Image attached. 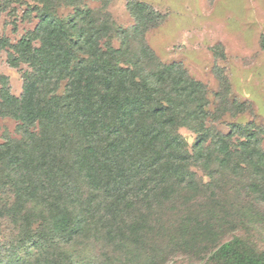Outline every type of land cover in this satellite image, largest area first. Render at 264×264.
<instances>
[{"label":"trees","instance_id":"trees-1","mask_svg":"<svg viewBox=\"0 0 264 264\" xmlns=\"http://www.w3.org/2000/svg\"><path fill=\"white\" fill-rule=\"evenodd\" d=\"M131 4L138 25L129 33L111 29L112 35L86 21L89 11L61 19L40 9L34 32L7 55L9 66L26 64L30 72L23 75L19 97L9 92L5 77L0 80V119L15 121L18 134L0 143V195L11 191L12 216L23 213L24 237H41L58 251L71 248L85 234L88 220L102 211L111 221L105 229L110 237H146L163 210L177 203L191 207L200 193L223 188L219 177L234 181L250 172L248 195L264 194L258 134L243 139L242 133L236 144L230 135H212L206 126L210 103L200 82L176 64L148 66L154 56L145 45L142 54L130 56L128 41L142 37L147 20L146 6ZM64 5L75 6V0ZM113 34L124 35L128 46L121 41L114 47ZM7 44L0 38V50ZM182 128L198 135L193 145L178 134ZM197 171L209 182L197 181ZM99 195L102 203L95 209ZM209 200L213 208L220 197ZM138 205L143 209L136 210ZM6 206L0 204V220L10 211ZM262 206L260 213L239 210L231 219V236L241 237L237 231L246 224L264 226ZM190 207L179 214L175 235L213 236L212 214ZM135 210L138 217L131 221ZM32 221L38 223L36 231L27 226ZM57 237L66 241L54 247ZM241 250L235 239L215 254L223 264H264V256L256 260Z\"/></svg>","mask_w":264,"mask_h":264},{"label":"rangeland","instance_id":"rangeland-1","mask_svg":"<svg viewBox=\"0 0 264 264\" xmlns=\"http://www.w3.org/2000/svg\"><path fill=\"white\" fill-rule=\"evenodd\" d=\"M66 1L46 0L41 4L35 0H0V38L8 42L0 50V80L7 79L13 96L21 95L23 75L30 68L26 64L9 66L7 55L12 53V45L34 32L41 10L61 19L77 11H89L90 19L86 21H94L98 28H107L106 33L112 35L111 29L129 33L138 25L130 12L131 3L138 2L147 8L142 37L133 36L128 46L124 35L113 34V46L122 41L129 47L130 56L137 57L142 54L141 45H145L154 56V62H146L148 66H181L189 78L200 82L206 90L210 103L206 126L214 130L212 135H230L236 144L240 134L244 139L250 132L257 133L264 152V0H75L71 7L64 5ZM33 46L38 47L39 42L35 40ZM135 51L139 53L134 54ZM178 134L189 146L198 138L184 128ZM7 137H18L16 122L0 119V143ZM197 174V181L209 182L203 173ZM250 177V172H243L240 180L234 181L229 176L219 177L223 188L200 193L191 207L177 203L172 210H163L146 237H110L105 229L111 221L104 219L105 212L97 213V218L88 220L83 237H76L71 248L63 249L65 252L61 247L59 251L51 248L41 237H24L25 227L20 224L23 213L12 216L13 197L11 191L3 189L0 204L10 206V211L0 220V264H223L216 249L235 239L242 252L261 260L264 226L246 224L237 231L241 237H232L229 232L231 219L236 218L239 210L263 211L260 200L264 194L249 196L246 190ZM214 195L220 201L211 208L209 199ZM100 196L94 202L95 209L102 203ZM186 206L204 216L207 211L213 215L208 216L215 225L213 236L175 235L176 220L180 213H185ZM137 209H143V205ZM136 210L131 221L138 217ZM27 226L36 231L38 223L32 221ZM65 241L54 238L53 246L59 247Z\"/></svg>","mask_w":264,"mask_h":264}]
</instances>
